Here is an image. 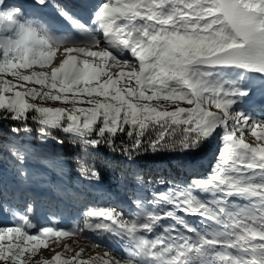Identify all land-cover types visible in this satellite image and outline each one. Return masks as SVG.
<instances>
[{"label":"snow or ice","instance_id":"obj_1","mask_svg":"<svg viewBox=\"0 0 264 264\" xmlns=\"http://www.w3.org/2000/svg\"><path fill=\"white\" fill-rule=\"evenodd\" d=\"M36 2L44 5L47 0ZM61 15L82 33L80 39L57 37L23 18L19 7L0 10V110L9 114L7 118L23 122L32 112L43 135L61 129L86 147L111 143L126 126L133 148L155 133L149 141L153 150L177 144L196 147L218 128H227L230 119L235 121L234 130L225 134L224 148L207 179H195L157 198L172 205L171 210L153 211L137 201V213L122 219V213L113 209L93 208L85 213L82 225L70 231L43 228L37 234L30 233L35 225L23 216L17 226L0 228V261L27 264L26 254L34 256L48 248V239L90 230L127 239L128 264H264V143L253 146L243 138L247 128L264 142V121L252 120L242 108L232 112L250 92L241 86L244 74L264 75V0H105L93 17L103 41L68 12ZM81 43L89 47H75ZM63 44L74 46L64 48L67 55L59 66L23 74L21 70L36 66L50 67ZM92 47L102 50L94 52ZM79 55L99 58L101 63L78 59ZM137 62L138 68L133 66ZM129 66L130 71L123 70ZM114 67L121 70L113 73ZM9 75L24 83L5 79ZM133 80L136 87H121ZM37 98L73 107L29 102ZM160 101L177 107L169 111ZM180 102L192 107H180ZM81 103L90 106H75ZM93 133L97 138H91ZM18 159L22 160L19 154ZM196 191L211 195V201L199 198ZM233 196L249 200L252 207H235L230 203ZM177 209L212 224L197 229L177 215ZM164 218L174 219L175 225L162 226ZM176 225L194 237L173 235ZM161 227L163 235L147 238ZM83 253L81 249L71 259L57 253L44 264H88L78 259Z\"/></svg>","mask_w":264,"mask_h":264},{"label":"trees","instance_id":"obj_2","mask_svg":"<svg viewBox=\"0 0 264 264\" xmlns=\"http://www.w3.org/2000/svg\"><path fill=\"white\" fill-rule=\"evenodd\" d=\"M6 9L4 3L0 5V10ZM5 79L16 83L10 75ZM40 101L39 98L29 100L31 103ZM159 103L169 111L177 107L167 101ZM89 106L87 103L77 105ZM179 106L192 107L184 102ZM32 115L29 112V119L22 122L7 118L9 114L0 110V176L17 178L20 172L22 182L61 180L72 185L80 184L79 191L83 190L81 187L90 190L89 198L95 199L101 192L120 191L131 192L129 196L134 199L137 191L159 196L176 187H187L195 179H207L221 153H216L218 157L212 156L217 144L214 135L193 148L185 149L177 144L153 150L149 141L155 138V133H151L139 148H133L132 139L126 135L127 126L125 132H118L111 143L101 142L98 146L86 147L61 129H51L49 135H43L39 123L31 119ZM91 138H97L96 134L93 133ZM18 154L22 160L18 159ZM206 163L207 167L200 175L185 178L188 170Z\"/></svg>","mask_w":264,"mask_h":264},{"label":"rangeland","instance_id":"obj_3","mask_svg":"<svg viewBox=\"0 0 264 264\" xmlns=\"http://www.w3.org/2000/svg\"><path fill=\"white\" fill-rule=\"evenodd\" d=\"M86 5L92 6L93 11H97L98 6L103 4L105 0H84ZM95 4H92V3ZM4 5L6 8H14V7H19L23 13V18L27 19L28 21L38 24L41 28L47 29L48 26L44 25L42 20L40 18H44L41 14L43 11H47L49 8H45L44 5H39L37 4L36 0H4ZM76 1L74 0H47L46 4L49 5L53 10L55 11V14L62 18L63 15H61V11H66L70 16L73 18H77V20L80 23H83L87 25L89 28L93 29L94 33L99 36L100 29L98 26L94 23V13L93 11H84L75 4ZM41 6V10H38L36 7ZM43 9V10H42ZM36 11V12H35ZM38 14V15H37ZM89 15L91 16L89 18ZM38 16V17H37ZM52 16V13L51 15ZM40 17V18H39ZM64 17V16H63ZM40 20H39V19ZM63 19V18H62ZM63 20L67 21L68 19L64 18ZM69 24V27H71V31L69 34L75 35V36H69L66 35V33L60 32L57 34V37L60 38H73L75 39L76 36L81 37L82 33L75 27L71 22H67ZM54 34V32H52ZM55 35V34H54ZM100 38V37H99ZM74 45H62L59 50L56 53V56L51 64L50 67L47 68H40L38 66L26 69L23 72L25 75H30L32 72H50L52 67H57L59 66L60 62L66 58V53H64V48L67 47H73ZM75 47H89L88 45H75ZM92 51L96 52V48H91ZM102 50V48L100 49ZM98 52V51H97ZM72 55H77L76 53H72ZM124 56L127 57L128 53L125 52ZM123 58V57H122ZM78 59H87L92 63L100 64L101 60L99 58H94L90 56H84V55H79ZM111 63V62H109ZM133 66L138 68V62L135 63ZM132 66L125 67L123 68L124 71H130ZM121 68L119 67H114L111 68V71L113 73L119 72ZM256 73H245L244 74V81L246 80H251V77L255 75ZM232 75H236V72L233 71ZM103 79H107V77H102ZM245 81V82H246ZM16 83H24L21 81H16ZM252 84V82H248V85ZM94 86V85H92ZM136 87L134 80L131 81L130 83L122 82L121 87ZM27 87H35L33 84H27ZM23 90V89H21ZM36 104H39L44 107H50V108H71L73 107L72 104H64L61 103L60 101H51V100H41L40 102H37ZM78 105V104H77ZM77 105H75L77 107ZM241 106V105H240ZM239 107V106H237ZM236 106L233 107L232 112L233 114L236 111H239ZM241 108L245 111V114H247V111L244 107L241 106ZM212 111H219L215 108L211 109ZM251 117V113L247 114ZM260 121H264L261 119ZM252 120L249 121V124L251 125ZM234 125L235 121L234 119L228 120L227 128L220 127L218 128L214 133V141H215V148L213 151H215V156L218 157L217 154L222 152L224 145H225V134L227 132H232L234 130ZM221 135V138L218 136ZM240 133L237 132V136H239ZM243 138L246 143H249L253 146H256L258 144L264 143L259 140H257L251 132L245 128L244 133H243ZM214 154V152H213ZM205 167H207V163L200 167L196 168L193 170H188L185 178L191 177V176H196L200 175ZM17 178L14 177H8V176H0V192H4L5 194H9L7 198H10L11 201H6L7 203L11 204L14 206V211L10 215V218L5 219V221L0 222V228H8V227H15L18 224L21 223V218L23 216H27L29 221L31 222L32 216L28 211V205L25 203L24 199L25 196L31 195L33 196L35 192H38L40 195L43 197L48 196L49 200H52V204L55 207V209H61L62 212L64 213L65 217H71L70 224L66 227V229H63L62 227L60 230H66L70 231L74 228H76L77 225H82L83 218L85 216V211L87 208H84L82 205L83 201L87 202L88 199L86 198L87 196V189L83 187V191L81 193H75L71 192L69 193L70 200H66L62 197H59L56 195L57 192L63 193L65 195V192L67 191L66 187L68 185H65L62 183V181L55 180L54 182L56 183H50V180L48 183H45L43 180H32V181H27V182H22L23 178L21 177V173L18 172V175L16 176ZM59 181V182H58ZM87 185V184H86ZM18 190V191H17ZM21 190L24 193H21ZM98 190H100L98 188ZM28 191V192H27ZM90 191V190H89ZM114 192V191H112ZM131 193V192H129ZM128 192H120L117 191L115 193H109V198H108V193L106 192H101L99 193V200L97 201L99 203V208H107V209H113L117 213H122V219H130L132 216H134L137 211H138V205L137 201L142 202L143 206H145L147 209L150 210H157L159 208L160 211L164 210H171L172 205H166L162 204L158 201L159 196H154V195H149L148 193L144 192H139L137 191L135 195V199H130V194ZM165 194V193H163ZM195 195H197L199 198L206 199L211 201L212 197L211 195L207 194H202L198 191L194 192ZM11 196V197H10ZM54 198V199H52ZM72 198L76 199L77 201L74 203L72 202ZM9 199V200H10ZM81 199V200H79ZM234 202L235 207L240 208V207H252V204L250 203L249 200L243 199L237 196H233L230 198V203ZM89 204H92L90 202ZM59 205V206H58ZM78 206V207H75ZM24 207V208H21ZM177 215L182 216L191 226L204 230L207 228L210 224H212L211 221L202 218L200 215H186L184 212L180 210H176ZM5 215V214H4ZM49 220L52 217V215H48ZM96 219V218H95ZM160 224L164 227L168 226H173L175 225V220L171 218H164L160 221ZM43 228H54L52 223L50 221L45 220L42 222V227L39 228L37 231L29 230L30 233L32 234H37L39 231ZM55 229V228H54ZM178 233H182L187 236H193V233L187 232L185 229L182 227L176 225V232H173V235H176ZM163 235L164 234V229L163 227L157 228L153 233L148 234L147 238L148 239H156L157 235ZM99 232H97V235L92 233L90 230H85L79 235H72L64 238H51L47 240V243L49 245L48 248H41L38 250V252L33 256L31 254H26L25 259L27 261V264H44L45 261H50L57 253L61 254L62 258L64 259H71L72 257L76 256L77 252H80L81 249L84 250V253L78 258L82 259L84 261H87L88 264H101V261L96 259L97 257H102L103 259H107L112 262V264H128V258H129V253H130V244L127 239H124L126 241L122 245L120 244V239L118 237L111 238L110 240L113 242L114 246L108 244L106 240V237L104 239H99ZM105 235H108L105 233ZM117 238V239H115ZM119 239V240H118ZM5 243H8L5 241ZM112 244V243H111ZM120 244V246H118ZM126 244L129 246H126ZM97 245H99L97 247ZM71 247L73 250L68 251L67 248ZM129 249V250H128ZM105 253L108 255L105 256ZM0 264H4V262L0 261Z\"/></svg>","mask_w":264,"mask_h":264},{"label":"bare ground","instance_id":"obj_4","mask_svg":"<svg viewBox=\"0 0 264 264\" xmlns=\"http://www.w3.org/2000/svg\"><path fill=\"white\" fill-rule=\"evenodd\" d=\"M44 7L45 8H49L48 9V12H47V15L49 16V15H51V10H52V8L51 7H49L47 4H45L44 5ZM38 10H41V6H38V7H36ZM43 10V9H42ZM36 12V11H35ZM38 15V14H37ZM45 13L44 14H42V16H44V17H46L47 16ZM39 19V18H38ZM40 20V19H39ZM44 21L45 22H48L49 24H53V25H56V27H58V28H60V27H63V25H60L58 22H57V19H55V17L52 15L50 18H44ZM42 22H43V20H42ZM44 24V23H43ZM45 25V24H44ZM66 27H67V25H66ZM60 32H62V31H59V33ZM66 35H69V36H71V34H68V33H66ZM75 39H80V38H78V36L75 38ZM232 77L233 78H235L236 77V75H232ZM246 81V80H245ZM251 82H252V84H250L249 86H250V92H249V95L247 96V97H245L244 98V102L242 103V104H238V105H234V106H243V105H246L247 107H244L246 110H249V109H251V108H253L254 107V109H255V111L256 112H259V111H264V75H261V74H259V73H257V74H255V75H253V77H251V80H250ZM241 86L242 87H244V85H243V82L241 81ZM258 93L257 95H255L254 93ZM251 96H253V101H246L245 99L246 98H248V97H251ZM233 106V107H234ZM255 120L256 121H260L261 120V118H259V117H256L255 118ZM18 191V190H17ZM28 192V191H27ZM42 196V195H41ZM11 197V196H10ZM52 199H54V198H52ZM59 206V205H58ZM67 226H65L64 228H66ZM99 235H100V233H99ZM102 235L104 236V237H106V239H108V240H106L107 242H108V244H110V245H112V246H114L113 245V242L110 240L111 238H114V235H111V234H109V237H107L106 235H105V233H102ZM156 235H157V233H156ZM116 237V236H115ZM120 239V241L121 242H126V241H124V239H121V238H119ZM112 243V244H111Z\"/></svg>","mask_w":264,"mask_h":264}]
</instances>
